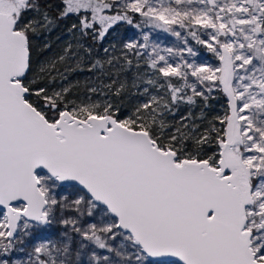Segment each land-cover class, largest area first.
<instances>
[{"label": "snow or ice", "instance_id": "obj_1", "mask_svg": "<svg viewBox=\"0 0 264 264\" xmlns=\"http://www.w3.org/2000/svg\"><path fill=\"white\" fill-rule=\"evenodd\" d=\"M50 7L0 0V264H25L9 258L22 237L65 211L76 216L60 222L88 242L80 249L101 250L88 264H264V0H61L59 19L75 16L82 36L103 41L121 22L140 29L122 57L144 58L147 86L127 111L31 75ZM144 29L183 47L149 50ZM188 37L217 63H198ZM103 87L119 97L125 85ZM212 93L225 98L222 116L167 119ZM71 256L69 245L40 243L27 264Z\"/></svg>", "mask_w": 264, "mask_h": 264}, {"label": "trees", "instance_id": "obj_2", "mask_svg": "<svg viewBox=\"0 0 264 264\" xmlns=\"http://www.w3.org/2000/svg\"><path fill=\"white\" fill-rule=\"evenodd\" d=\"M60 2L61 0H42V3L51 5L46 10L53 17L54 22L47 29L41 30L32 40L31 75L37 78L38 84L57 91L68 88L70 89L69 95L73 99L85 96L100 100L109 99L118 103L122 111L129 110L135 103L144 99V96L141 95L143 88L147 86L144 81L147 75L144 58L129 53L128 58L132 61L129 65L122 57V53L128 51L122 45L131 25L121 22L109 30V34L103 41H96L92 36L80 34L78 20L75 16L59 19L57 5ZM74 24L77 25L76 28L73 27ZM113 46H115L114 49ZM105 48H109L108 53H105ZM66 49L69 50L67 55ZM61 56H65L63 61L60 60ZM112 56L119 57L120 62L113 61V64L109 65L107 60ZM53 63H55L56 70L50 68ZM93 65H97V67L93 68ZM112 80H117L118 83L125 85L124 91L119 97L112 96L109 89L103 87L104 84H110ZM93 87L102 88V92L106 95L89 92V89ZM225 107L222 94L212 93L209 100L201 101L196 106L180 105L175 115H169L167 119L172 123H179L181 117L189 116L191 112L190 118L199 122L202 116L207 118L222 116ZM66 194L70 200L74 198L72 191L66 192ZM75 216V212L65 211L63 217L58 214L56 221L48 227L56 233L64 231L65 234L67 232L72 234V226L61 224L60 220L62 218L71 219ZM31 233H33V229ZM85 242L88 244L87 241ZM72 247H74V243L71 244ZM83 252L85 255L89 254L82 249L84 255Z\"/></svg>", "mask_w": 264, "mask_h": 264}, {"label": "rangeland", "instance_id": "obj_3", "mask_svg": "<svg viewBox=\"0 0 264 264\" xmlns=\"http://www.w3.org/2000/svg\"><path fill=\"white\" fill-rule=\"evenodd\" d=\"M144 31L150 33V47L149 50L151 49V46H157L160 49L163 48H180L183 47V44L181 41H179L176 37L171 36L167 33H164L159 30H150V29H144ZM190 46H192L194 49L198 50L199 55L195 57L194 59L198 63H217L215 59L211 56L210 53L206 52L205 49L201 46L195 43V41L191 38L188 37ZM128 41H141L142 42V36L140 34V29H137L134 26H130V30L128 31L127 37L125 41L123 42V45L128 42ZM122 45V47H123ZM125 49V48H124ZM127 50V49H126ZM192 59L191 57H189ZM147 75L144 78V81L146 80ZM72 191L68 186L64 188L61 193H65ZM62 224V223H61ZM49 226V225H48ZM45 226L42 228H37L33 229V233L30 236H25L24 238L22 237V243L17 244V249L13 251L11 256L9 257L10 259L17 260V261H23L25 264L29 261V253H32L34 250V247L37 246L40 243H47L50 247H63L65 245L70 246V250L72 252V264H86L88 263L89 256L92 250L97 251L98 253L101 251L99 249H93L92 245H89L87 248L83 249L89 252V254L84 255L82 254L79 258V261H77L76 258V251H81L80 245L81 243L86 244L85 241H82L81 236L73 231L72 234H65V232H54L51 230L50 227ZM74 243V247L71 248V244ZM20 249H23L22 251ZM32 259H35V256L32 257Z\"/></svg>", "mask_w": 264, "mask_h": 264}, {"label": "built area", "instance_id": "obj_4", "mask_svg": "<svg viewBox=\"0 0 264 264\" xmlns=\"http://www.w3.org/2000/svg\"><path fill=\"white\" fill-rule=\"evenodd\" d=\"M64 188H66V187H64ZM64 188H63V189H64ZM63 189H62V190H63ZM62 190H61V191H62ZM62 192H63V191H62ZM64 192H65V193H61V192H60L59 194H61V195L66 194V191H65V190H64Z\"/></svg>", "mask_w": 264, "mask_h": 264}, {"label": "flooded vegetation", "instance_id": "obj_5", "mask_svg": "<svg viewBox=\"0 0 264 264\" xmlns=\"http://www.w3.org/2000/svg\"><path fill=\"white\" fill-rule=\"evenodd\" d=\"M223 96V95H222ZM223 100L225 101V98L223 97ZM65 187H67V186H65Z\"/></svg>", "mask_w": 264, "mask_h": 264}]
</instances>
